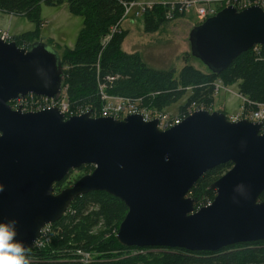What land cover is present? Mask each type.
<instances>
[{
    "label": "water",
    "instance_id": "water-1",
    "mask_svg": "<svg viewBox=\"0 0 264 264\" xmlns=\"http://www.w3.org/2000/svg\"><path fill=\"white\" fill-rule=\"evenodd\" d=\"M191 55L221 74L256 46L264 47V10L228 7L192 28ZM58 52L38 41L30 48L0 38V222L16 220V239L29 251L43 229L72 203L105 192L128 211L116 239L126 247L219 252L264 241L263 124L196 111L166 130L140 115L123 120L65 119L57 109L14 111L29 94L55 99L62 89ZM232 167L212 184L210 205L196 210L192 188L208 171ZM94 170L55 192L83 166Z\"/></svg>",
    "mask_w": 264,
    "mask_h": 264
},
{
    "label": "trees",
    "instance_id": "trees-1",
    "mask_svg": "<svg viewBox=\"0 0 264 264\" xmlns=\"http://www.w3.org/2000/svg\"><path fill=\"white\" fill-rule=\"evenodd\" d=\"M44 0H0V12L24 16L40 25V4ZM136 0H45L47 5L67 3L70 12L83 18V28L73 49L65 48L59 57L63 66L62 87L73 109L101 110L100 84L108 83V93L131 100H143V105L164 110L180 101L187 89L188 100L178 114L193 103L210 105L216 83L224 86L237 84L239 93L256 109L264 105V47L244 53L221 74L204 73L186 64L179 75L173 71L149 67L138 53H125L122 44L127 32L121 29L125 3ZM167 10L156 4L153 11L144 14L146 31L153 32L160 23H166ZM182 15H176L175 18ZM38 31H29L14 37L18 46L31 47L37 43ZM35 39V40H34ZM39 39V38H38ZM42 41V40H39ZM107 78L113 79L108 81ZM232 167L221 165L203 175L192 188L190 196L198 205L212 201L216 193L211 189ZM79 177L91 173L94 167L77 169ZM76 171V170H73ZM68 176L54 185L56 193L63 190ZM264 201V192L260 197ZM205 201V202H206ZM127 207L119 199L105 192H90L77 198L58 222L48 225L37 244L25 253L27 264H85L76 253L90 251L97 258L89 264H264V241L229 246L219 252H189L180 249L126 247L116 239L101 240L90 236V229L116 224V229L127 214ZM102 230V229H99ZM98 235L103 236L100 232ZM117 245V247L115 246ZM91 247V248H90ZM92 254V255H93Z\"/></svg>",
    "mask_w": 264,
    "mask_h": 264
},
{
    "label": "rangeland",
    "instance_id": "rangeland-1",
    "mask_svg": "<svg viewBox=\"0 0 264 264\" xmlns=\"http://www.w3.org/2000/svg\"><path fill=\"white\" fill-rule=\"evenodd\" d=\"M63 1L68 2V0ZM177 1L179 0H138L137 4L175 3ZM137 12H140L139 7L131 9L126 16L124 13L121 29L127 32V36L122 45L123 50L129 53H138L149 67L173 71L176 76L186 64L192 65L204 73H209L203 63L191 55L189 34L194 26L202 22L197 16L195 6L190 7L180 17L160 23L153 32L146 31L144 15H137ZM83 23L82 17L75 16L70 12L67 3L54 6L47 5L45 0L40 4V25L24 16H12L0 12V30L7 31L11 37L29 31H38L39 39L35 38L36 41L42 40L55 52L57 51L61 58L65 55V48L73 49L75 47ZM223 87L225 88L221 87L219 93L213 96L212 108L214 111L223 112L229 119L232 116H238L237 119L242 117L244 112L250 113L255 110L246 103L247 99L239 93L237 84ZM190 93L191 90L187 89L179 102L160 111L172 117H178L180 105L187 102ZM82 174L83 172L80 170L73 171L63 189L72 187ZM202 198L207 200V197L203 196ZM100 222L98 226L90 229V236L100 237L104 241L114 240L116 231L118 232L116 224L104 226V222L101 220ZM100 232L103 233V236L98 235ZM115 246L117 247V245ZM76 254L82 258L81 261L85 264H89L97 258V255L95 256L90 251H80Z\"/></svg>",
    "mask_w": 264,
    "mask_h": 264
},
{
    "label": "built area",
    "instance_id": "built-area-1",
    "mask_svg": "<svg viewBox=\"0 0 264 264\" xmlns=\"http://www.w3.org/2000/svg\"><path fill=\"white\" fill-rule=\"evenodd\" d=\"M137 2L138 0L124 4L125 16L128 15L131 9L134 7H139L140 9V12H137V15H144L148 11H153L156 7V4L162 5L168 9L165 16L168 21L173 20L176 15H184L192 6L196 7L197 16L202 22L206 21L210 17L216 16L220 11L228 7H235L239 12L254 6L260 7L262 10H264V0H179L175 3L157 2L153 4H137ZM0 38L6 42H15L13 37H11L6 31L0 30ZM19 47L27 49L29 48L26 46ZM258 47L261 46L254 47V51H257ZM107 80L112 81L113 79L107 78ZM108 83L100 84V100L102 107L98 113L93 112L91 109L85 107L81 109H73L68 102L66 89L63 87L55 99L29 94L23 98L19 97L11 100L9 105L12 110L22 111L23 113L40 112L57 108L65 116L66 120L70 117L83 115L89 111L92 112V117L94 118L105 117L116 120H123L131 115H140L145 122L157 120L159 123V129L162 131H166L180 124L183 119L192 115L196 111H214L212 104L206 106L205 104L193 103L178 117H172L161 112L159 109L146 107L143 105L142 99L131 100L126 97L116 96L108 93ZM223 86L224 85L221 83H216L214 87V95L219 93L221 87L224 89L225 87ZM246 103L251 105L248 100ZM240 119H248L253 122L262 123L264 133V105L257 106L256 109L250 113L244 112L243 116L237 118L236 120ZM205 201L201 205L196 203V210L210 205L213 200ZM45 228L43 229L42 234L45 232ZM38 241L35 244H37Z\"/></svg>",
    "mask_w": 264,
    "mask_h": 264
},
{
    "label": "clouds",
    "instance_id": "clouds-1",
    "mask_svg": "<svg viewBox=\"0 0 264 264\" xmlns=\"http://www.w3.org/2000/svg\"><path fill=\"white\" fill-rule=\"evenodd\" d=\"M16 225V220L0 222V264H27L26 248L16 239Z\"/></svg>",
    "mask_w": 264,
    "mask_h": 264
},
{
    "label": "crops",
    "instance_id": "crops-1",
    "mask_svg": "<svg viewBox=\"0 0 264 264\" xmlns=\"http://www.w3.org/2000/svg\"><path fill=\"white\" fill-rule=\"evenodd\" d=\"M2 13V12H1ZM12 16H14V15H12ZM7 32V31H6ZM21 34H18V35H14L13 37H17V36H20ZM123 45V44H122ZM69 49H71V48H69ZM122 50H123V47H122ZM125 53H128V54H131V53H129V52H126L125 50H123ZM183 104H181L180 106H182ZM165 110V109H164ZM219 111V110H218ZM236 117H238V116H236ZM236 117L235 116H232V120H236Z\"/></svg>",
    "mask_w": 264,
    "mask_h": 264
}]
</instances>
